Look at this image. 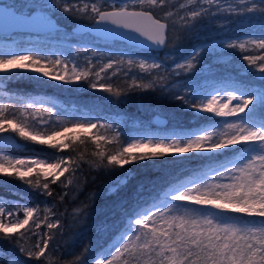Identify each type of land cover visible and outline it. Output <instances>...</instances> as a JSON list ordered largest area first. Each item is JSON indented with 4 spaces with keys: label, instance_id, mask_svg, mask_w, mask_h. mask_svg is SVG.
<instances>
[{
    "label": "snow or ice",
    "instance_id": "6c2138e0",
    "mask_svg": "<svg viewBox=\"0 0 264 264\" xmlns=\"http://www.w3.org/2000/svg\"><path fill=\"white\" fill-rule=\"evenodd\" d=\"M207 2L211 4L213 0ZM187 3L195 6L197 0H187ZM261 3H264V0H261ZM133 4L131 10L125 4L113 6L111 11H102L96 4H92L91 13L97 22L113 26L114 31L131 32L141 43L147 42L157 49L166 46L168 18L174 14L165 11L163 17H158L154 9L169 6L167 0H133ZM145 5L148 6L147 9ZM137 6L140 10H137ZM45 7L50 5L40 0L28 4L0 6V11L16 28H34L47 20L40 15V11ZM70 7L64 5V11L68 12ZM255 7L254 4L252 9L240 11L251 12ZM26 8L28 11H25ZM180 8L184 9L185 5L181 4ZM87 9L88 5H85L81 11ZM228 11L236 10L229 8ZM207 14V9L193 7L179 19L185 25H191L192 21H197ZM47 23L52 22L47 20ZM188 30L191 31V27ZM261 36L264 37V33ZM116 42L121 41L117 39ZM249 46L261 50V54L244 55L242 59L247 65L245 70L253 75L258 73L261 86L255 88L250 83L237 80L223 87H212L209 91L198 93L192 84L186 82L183 85L185 94L175 95L174 98L182 107L190 109L194 116L210 114L201 118L215 123L196 132L179 135V138L175 134L172 138L163 139L150 138L145 134L138 139L121 141L119 133L110 137L93 133L92 130L97 128L99 121L85 123L77 120L72 123L71 128L63 124H52L45 128L43 126L49 125L48 120L41 118L30 122L29 117L42 116L45 113L51 117L56 111L55 107H45L42 103L39 108H33V105L29 104L28 107L33 108V112L25 113L22 109L18 117L9 114L8 105L0 104V134L12 132L24 141L61 152L70 149L77 141L83 145L90 139L97 149L93 153L96 159L89 161L94 167L103 165L124 168L133 163L162 158L166 154L212 153L214 155L208 157L211 160L216 155L231 152L230 159L209 169L215 173L214 176L209 178L206 173H202L195 182H190L193 187L184 184L173 189L175 195L171 200L188 202L187 204H174L165 199L152 205L155 211L145 208L142 214L139 211L129 213V216L135 215L136 218L129 219L125 228L127 235L122 234L107 251L103 261L97 259L95 264H264V38L232 41L227 47L244 51ZM208 51L206 48H200L189 54L177 48V58L183 62L176 63L175 69L185 72L196 69L197 64L203 63L201 57L207 55ZM120 63H123L122 58L110 59L94 74L96 80L100 81L101 72L105 69H111ZM136 63L143 71L162 67L156 62L149 64L146 59L138 62L131 58L127 60L128 65ZM19 70L38 73V77L29 76L38 82L40 77H47L71 84L88 81L93 75L90 69H81L75 64L69 68L59 57H40L32 51L0 54V73L17 75L20 74ZM165 79V76L154 77L148 83L133 79L130 88L152 89L157 84L164 88ZM89 87L102 89L115 96H120L124 91L103 82H91ZM100 127L111 128L112 125L100 124ZM108 144H115L116 147L106 148ZM80 159H83L82 154ZM74 166L78 164L72 157H14L0 151V175L15 176L34 188H42L49 196L52 195L50 184L59 182L66 173H72ZM66 179L68 184L73 183L71 176ZM126 184L127 179L119 181V186ZM118 190L119 187L111 189L113 192ZM167 196L168 193H165V198ZM190 205L200 207L194 208ZM44 211L45 217L41 220L37 208L24 207V218L21 220L0 203V233L9 240L18 236L16 243L19 245V252L38 260L43 257L51 264L53 257L49 249L52 235L44 233L31 248H25L24 244L20 243L25 238V233L30 232V229L25 227L30 221L36 229L46 223L49 230L56 229L61 223L59 219L49 222L50 209ZM97 227L104 229V225ZM19 229L24 231L20 232ZM88 251L86 247L72 264H86L81 257Z\"/></svg>",
    "mask_w": 264,
    "mask_h": 264
},
{
    "label": "trees",
    "instance_id": "16d2710c",
    "mask_svg": "<svg viewBox=\"0 0 264 264\" xmlns=\"http://www.w3.org/2000/svg\"><path fill=\"white\" fill-rule=\"evenodd\" d=\"M181 1L183 0H167L169 6L163 9H154V13L158 17H163L165 11H171L174 14L168 18V41L167 45L158 51L160 55L166 53L170 55L169 57H174L177 55V48L189 52L194 46L206 40L217 37V35L223 36L227 33L226 31L237 32L248 29L250 27L249 22L253 23L255 30H264V17H262L264 3H261V0L255 2L256 7L251 12L223 11L221 13H210V10L207 9L208 14L197 21H192L191 25H185L179 19L180 16H185V13H183L185 8L181 9L179 7ZM253 5H250L247 9H252ZM108 8L103 3L101 4V10ZM147 8L148 6L145 5V9ZM137 9H139L138 6ZM243 9L246 10V7ZM50 16H53L56 22L64 26V29L56 30L54 33L66 31L70 35H88V33H75L70 28L78 23H89L94 19L92 13L73 7L65 12L64 8L59 6ZM222 20H230L232 23L230 26L223 28L218 25V22ZM189 27H191V31L188 30ZM222 29H226V31ZM113 41L115 42V40ZM46 46L48 45L30 44L26 49L43 57L42 52H46V49H48ZM6 53L5 47L0 46V54ZM245 54L260 55L261 50L253 48L243 52L240 49L233 50L224 47L218 53L208 51V54L201 59L217 66L218 73H232L234 81L242 80L261 84L258 73L253 75L252 72L243 69L244 61L242 57ZM96 58L97 61L94 60ZM106 59L103 54L95 55L91 59L92 66L90 70L93 75L89 77V80L69 85L44 77H40L38 82L36 79H30L29 76L33 75L24 71L19 72L20 74L17 75H8L3 91H0V104L9 106L8 112L10 115L18 114L24 101L28 100L30 96L32 101L50 103L53 100L47 99L45 96L53 97L52 95H55L53 98L58 99V104L61 103L65 107L54 106L56 111L53 115L57 118L61 116H65L69 120L78 119L77 116L82 118L83 115H77L68 110V106L73 103L77 109L84 108L90 112L119 110L126 118L135 119L138 122L149 121L150 125L173 124L186 126L192 123L189 111L181 109L170 93L161 88L159 84L152 89L130 88L133 79L144 83L149 82L145 78L148 75L140 76L136 64L128 65L127 61L123 59V63L101 72V79L97 81L94 74L98 68H103ZM111 59L120 60L117 57ZM117 68H119V71H117ZM91 82L111 84L113 88L123 89L124 91L120 96H115L99 88H90L89 84ZM41 118L46 120L45 117H30L29 119L39 120ZM48 121L50 125L52 121ZM198 121L206 120L203 118L195 120V122ZM8 134L13 135L22 143L21 148L12 150L13 153L45 155L49 151L56 152L61 156L72 157L78 164V166L73 167L72 173H66L59 182L50 184L51 196L47 195L42 188H34L15 176L0 175V196L15 198L27 203L30 207L37 208L41 220L45 217L44 210L50 209L48 221L55 222L57 219L61 221L57 228L52 230L47 228L46 223L41 224V227L36 229L33 222L30 221L29 225L25 226L30 229V232L25 233V238L20 241L25 248H31L44 233L52 235L53 239L49 249L53 257L51 264H72L77 257L81 256L86 247L89 251L81 258L85 260L86 264H90L94 252L109 239L114 231V225L122 223L125 213H129L141 201L159 190H163L171 183H184L190 178L206 173L209 169L208 167L199 168L205 157L194 153L166 154L162 158H152L126 165L124 168L117 166L105 167L103 165L94 167L89 161L96 159L93 153L97 149L90 139L86 140L83 145L77 141L70 149L61 152L24 141L15 133L8 132ZM130 135L131 132L125 137H120L121 141H125ZM115 147V144L106 145V148ZM81 154L83 159H80ZM69 176L72 177V184L67 183L66 177ZM121 176H123V179H127L126 186H119V182H117L113 188L119 187V190L111 191L112 188L109 189L107 185L113 179ZM98 225H104V229H99ZM19 231L23 232L24 229H19ZM17 239H19L18 236L9 240L0 233L1 263L6 262L8 258H15L21 264H48L43 257L38 260L35 257L29 258L24 253L19 252Z\"/></svg>",
    "mask_w": 264,
    "mask_h": 264
},
{
    "label": "rangeland",
    "instance_id": "374dc122",
    "mask_svg": "<svg viewBox=\"0 0 264 264\" xmlns=\"http://www.w3.org/2000/svg\"><path fill=\"white\" fill-rule=\"evenodd\" d=\"M259 0H243V3H241V0H213L211 4L207 2V0H197V3L195 6L188 5L187 0H183L180 2L181 4L185 5V9L183 10V13H185L188 10H192L193 7H196L197 9L200 7H203L205 9L210 10V13H221L223 11H228L229 8L235 9L234 12H239L244 7H249L252 4H255ZM0 2L4 3L5 5H11V4H28L33 2H40V0H0ZM50 7H45L42 11L44 12V16H50L52 12H54L58 6L64 8V5H70L71 7L75 9H84L85 5H88V9L85 10L87 13H91V5L96 4L98 8H101V4L103 3L105 7L113 8V6H124L127 4L129 8L134 6L133 0H59V3H57V0H44ZM179 5V7H180ZM187 7V8H186ZM25 11H28L26 8ZM230 12V11H229ZM241 12V11H240ZM248 14V13H246ZM264 17V14L262 15ZM247 19V18H246ZM249 20V19H247ZM232 21L225 20V21H219L218 25L226 28L227 26H230ZM250 24V27L248 29H243L241 31L232 32V31H226V29H222L226 31L227 33L222 35H217V37H214L212 39L206 40L208 43L205 45L199 46L195 49H191L189 54L193 53L195 50L200 48H206L210 52L218 53L222 50V48L227 47L232 41L242 42V41H248L253 39H260L264 38L261 36L262 33H264V30L257 31L253 27V23ZM204 41V42H206ZM26 44V45H23ZM30 44H45L48 49H46V52H42V56L47 58L51 57L52 59H56L57 57L64 60L68 67L71 68L73 64L77 65L81 69H90L92 66L91 59L95 55L103 54L106 56V63L109 62V60L113 57H117L118 59H124L127 61L128 59H133L135 61H139L141 59H146L149 64L156 62L160 63L162 67L160 69H151L149 71H143L139 68L138 63H136L137 71L140 73V76L148 75L145 78L150 82L153 80L154 77L159 76H165L166 79L163 82L164 88L166 91L170 93V95L174 98L175 95H183L185 94L186 90L184 89L183 85L188 82L189 84H192L197 92L201 91H209L212 87H223L227 84L235 82L233 78L232 73L222 72L218 73V68L215 65H212L208 62L203 61L201 64H197L196 69L192 71L185 72L184 70L175 69L176 63H182L183 61L179 58H177V55L174 57H169V54L162 53L161 55L158 54V51H152L147 49H139L130 45H127L123 42H115L113 40H101L94 36H90L89 34H83V35H70V33L64 31L60 33H54L50 32L47 34H33L26 31H20V32H13L10 34H0V46L5 47L6 54L11 53H20V52H27V47L30 46ZM29 45V46H27ZM25 46V47H24ZM239 48L233 49L238 50ZM253 49V47L249 46L246 50ZM244 50L243 52H245ZM123 54V55H121ZM36 55V53H35ZM40 56V54H38ZM249 55V54H245ZM244 56V55H243ZM202 58V57H201ZM97 61V58L94 59ZM247 65L244 61L243 69H246ZM101 68H98L96 72H99ZM26 72L33 76H39L38 73L33 72H27V70H19V72ZM193 72L194 75H193ZM179 73V74H177ZM8 75H5L3 73H0V80H2L4 83L6 81V77ZM47 78V77H44ZM51 79V78H47ZM53 80V79H51ZM56 81V80H55ZM64 85H69V83L60 82ZM250 83L252 87L259 88L261 84H256L255 82H245ZM73 84V83H71ZM175 85V87H173ZM231 90V89H229ZM0 91H3V87H0ZM223 95V93H222ZM53 97L55 95H52ZM32 99L31 96L28 100L24 101L23 105L21 106V110L23 109L25 113H32L33 108H39L41 106V102H35L30 100ZM175 99V98H174ZM176 100V99H175ZM177 101V100H176ZM59 102V101H58ZM58 102L50 101V103H43L45 107H54V106H60L61 108H65L61 103L58 104ZM178 106L181 109H185L189 111L191 114V120L192 123L190 125H173V124H161V125H150L149 121H140L138 122L135 119H130L124 117V115L119 111L112 109L110 111L105 112H90L84 108L77 109L73 103H71L68 106V110L70 112H73L77 115H83L77 116L78 119L73 118L72 120L67 119L65 116H61L59 118L52 115L49 117L46 113L42 116H32L35 117H45L46 120H51V124L48 126L50 127L52 124H56L57 126H60L63 124L64 126L71 128L72 123L77 120H82L83 122H91V123H97L99 121L97 128L93 129L92 132L96 133L97 135H103V136H112L115 133H119L120 137H125L127 134L131 132V135L127 137L125 141H128L132 138H141L143 135L147 134L150 138H172V135H177V138H179V135H183L186 133L196 132L201 128L209 127H199L201 124L205 122H211L215 123V121H198L195 122V120L200 119L201 117L205 115L210 114H199L198 116H194L192 111L190 109L184 108L181 106L180 102L177 101ZM32 104L33 108H29L28 105ZM21 110L17 115L20 116ZM30 118V117H29ZM219 119V118H217ZM30 122L33 121L29 119ZM100 124H110L112 125L111 128H105L100 127ZM47 128V127H45ZM1 151V150H0ZM9 156L14 157H32V156H39L40 158H47V157H59L61 156L59 153L56 152H47L45 155L40 154H18L13 153L10 151H3ZM231 152H226L223 155L229 154ZM196 154V153H194ZM178 155V154H177ZM201 155V154H198ZM212 153H204L202 156H204L205 160L208 161V157L213 156ZM223 155H216L215 158H218ZM214 158V159H215ZM51 162V161H49ZM217 165H213L208 167L209 169L215 168ZM209 169L206 171V174L208 177H212L215 175L214 172L209 171ZM26 171V169H25ZM121 179H123V176L113 179L107 187L109 189L113 188L117 182H119ZM198 179V177L190 178L186 182H174L168 185L163 190H159L157 193L148 196L145 200L141 201L136 207H134L129 213H133L136 208L140 207L139 212L142 214V210L145 208H151L153 211H155V208H152V205L159 204L162 200H169L174 204L184 205L188 202H180V201H172V196L175 195V192L173 189L178 188L181 185L187 184L189 187H193L194 185L190 182H195ZM165 193H168L167 198H165ZM0 203H3L6 210H9L13 212L14 216H18L21 220H23V208L24 207H30L27 203L17 200L15 198H8L4 196H0ZM194 208H199L198 205H190ZM162 210V209H161ZM180 211H183V207L180 208ZM137 212V211H136ZM129 213H125L122 218V223H118L114 225V231L112 232L111 238L114 234L116 237L109 243L107 247L104 248L102 252H100L96 257L91 259L90 264H95V261L97 259L103 261V259L106 256L107 251L111 248V246L120 239L121 235H127L125 233V228L127 226V223L129 219H135L136 216L133 217L129 216ZM11 219V217H9ZM105 243V242H104ZM103 243V244H104ZM102 244V245H103ZM101 245V246H102ZM97 251V250H96ZM95 251V252H96ZM94 252V253H95ZM94 255V254H93ZM0 264H21V262L15 258H8L6 262Z\"/></svg>",
    "mask_w": 264,
    "mask_h": 264
},
{
    "label": "water",
    "instance_id": "95a60500",
    "mask_svg": "<svg viewBox=\"0 0 264 264\" xmlns=\"http://www.w3.org/2000/svg\"><path fill=\"white\" fill-rule=\"evenodd\" d=\"M0 6L3 7H7L8 5H5L4 3L0 2ZM112 8H108V9H102V11H111ZM131 10V8H130ZM140 10V9H137ZM40 15L42 17H46L47 20H50L52 23L49 24L47 23V20L45 22H43L40 26L38 27H34V28H16L13 24V22L3 14L2 11H0V34H10L13 32H20V31H26V32H30L33 34H47L50 32H54L56 30H62L64 29V26L62 24H59L58 22H56L55 18L53 16H44V12L41 10L40 11ZM96 19L94 18L91 22L89 23H78L75 24L74 26H72L70 29L71 31L75 32V33H88L89 35H92L98 39L101 40H120L121 42L133 46L136 45V48L139 49H147V50H152V51H159L162 50L164 48V46H161L160 48H154L151 45H149L147 42L141 43L135 36V34L131 33V32H125L124 30H117L114 31L113 30V26L111 25H107L106 23H100L97 22ZM206 43H208V41L206 42H202L196 46H194L192 48L195 49L199 46L205 45ZM4 86V82L2 80H0V87ZM45 98L53 100L54 102H58V99L53 98L51 96H45ZM211 122H205L203 124H201V126L199 127H205L210 125ZM5 137H10L11 139L6 140ZM22 147V143L13 135L8 134V133H3L0 134V150L1 151H12L14 149L17 148H21ZM13 152V151H12ZM231 153L220 156L218 158L215 159H211L208 161H204L199 168L203 169V168H207L213 165H217L221 162H225L227 159L231 158ZM140 207L136 208V211H139ZM134 215H132L131 217H133ZM116 235H118L117 233L114 234L111 238H109L102 246H100V248L94 253L93 258L96 257L100 252H102L104 250L105 247H107L109 245V243L116 237Z\"/></svg>",
    "mask_w": 264,
    "mask_h": 264
}]
</instances>
